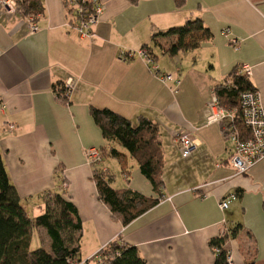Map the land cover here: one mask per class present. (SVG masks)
Returning a JSON list of instances; mask_svg holds the SVG:
<instances>
[{"label":"crops","instance_id":"obj_1","mask_svg":"<svg viewBox=\"0 0 264 264\" xmlns=\"http://www.w3.org/2000/svg\"><path fill=\"white\" fill-rule=\"evenodd\" d=\"M177 1L97 0L102 12L89 38L71 24L63 0H41L34 34L26 17L0 5L1 159L29 216L32 205L43 214L46 193H63L75 206L82 223L80 264L114 241L135 247L146 264H214L210 242L237 225L242 229L225 244L234 264H264V159L237 174L229 163L234 145L219 125L207 122L211 92L234 68H249L264 107V0H181V7ZM196 18L212 34L199 49L171 58L162 51L169 40L152 44L153 33ZM145 46L173 80L150 72L136 55ZM123 52L132 55L121 60ZM58 82L71 83L68 105L53 93ZM91 108L109 109L133 126L143 116L159 127L162 197L127 226L111 219L91 180L93 168L118 174L121 167L112 157L107 166L104 160L89 165V148L125 153L103 140ZM182 131L198 143L185 159L175 140ZM126 160L128 173L113 175L111 186L157 198L135 162ZM230 195L236 199L221 211L219 202Z\"/></svg>","mask_w":264,"mask_h":264},{"label":"trees","instance_id":"obj_2","mask_svg":"<svg viewBox=\"0 0 264 264\" xmlns=\"http://www.w3.org/2000/svg\"><path fill=\"white\" fill-rule=\"evenodd\" d=\"M136 5L138 0H127ZM16 13L24 17L37 18L43 14L41 0H15ZM181 7L182 1H177ZM63 5L71 24L77 23L79 17L94 13L93 0H76L75 4L63 0ZM77 9L84 10L77 14ZM212 38L211 32L204 26L201 19L188 20L184 24L171 27L166 31L155 32L151 36L154 46H160L161 40H169L167 48L162 51L168 57L179 53L193 51L202 47ZM152 57L150 49L145 46ZM153 58V57H152ZM154 60V59H153ZM58 101L69 104L70 90L65 83L58 82L52 86ZM219 104L232 112V120L225 123L237 134L241 142L250 139V130L245 126L240 108V96L243 93L256 91L247 75L239 73L234 68L225 80L213 89ZM91 118L99 128L106 143H115L125 153L110 148L106 153H100V162L108 155L119 162L122 174L128 173L127 157L138 167L141 175L150 183L157 198L146 197L130 189H114L111 186L113 175L107 170L93 168L91 180L97 191V198L110 212L113 221L127 226L133 220L154 207L161 199L164 186L162 173L164 168V153L160 139L159 127L151 120L139 116L137 124L106 108H91ZM101 151V150H100ZM99 162L92 163L96 166ZM44 213L31 217L24 210L21 199L10 183L0 155V264H80L79 251L82 223L75 206L64 198L60 192L46 193L43 196ZM42 229L48 238V245L31 250L32 231ZM242 229L237 225L210 242L215 253L214 264H228L229 252L225 244L230 238H235ZM96 264H146L135 247L111 242L94 258ZM252 264V263H248Z\"/></svg>","mask_w":264,"mask_h":264},{"label":"built area","instance_id":"obj_3","mask_svg":"<svg viewBox=\"0 0 264 264\" xmlns=\"http://www.w3.org/2000/svg\"><path fill=\"white\" fill-rule=\"evenodd\" d=\"M70 3L75 4L76 0H69ZM94 13L89 16H81L75 25V29L78 31L81 38H89L92 35V26L98 22V18L102 12L101 6L97 3V0H93ZM0 5L9 13L16 12L15 0H0ZM84 10L77 9V14H82ZM29 24V31L34 34L37 31V26L32 17H26ZM231 44H236V40L232 39ZM130 53H121L120 59L126 60ZM136 55L141 57L149 66L150 72L158 76L161 81H171L173 77L168 74H162L159 71L158 66L154 63L153 58L148 54L145 49L139 50ZM240 74L249 76V68H243L239 70ZM66 87L72 89L71 83L66 82ZM175 85H179V81H175ZM240 108L242 110V116L245 126L250 130L251 137L245 142H241L237 138V134L232 131L230 127H226L225 123L232 120V112L225 109L219 104V101L212 90L210 101L207 103L208 117L207 122L209 124H217L220 126L222 135L226 141L231 142L234 145V151L229 159L230 165L234 168L237 174H245L256 163L261 162L264 159V107L259 102L257 91L243 93L240 96ZM175 140L179 149L180 156L182 158H188L192 151L198 146L195 139L190 134L185 132H179L175 136ZM85 156L89 165L95 162H100V150L97 148H89ZM235 195H230L228 198L222 200L218 204V208L221 211H225L231 201L235 200ZM226 232H222L221 236ZM218 251L215 250V253ZM227 263L234 264L232 256H227Z\"/></svg>","mask_w":264,"mask_h":264},{"label":"rangeland","instance_id":"obj_4","mask_svg":"<svg viewBox=\"0 0 264 264\" xmlns=\"http://www.w3.org/2000/svg\"><path fill=\"white\" fill-rule=\"evenodd\" d=\"M15 14H18V13H16L15 12ZM20 15V14H19ZM21 16H23V15H21ZM154 61V60H153ZM166 82H169V81H166ZM210 101V100H209ZM162 132V137H163V139L166 141V138H167V133L166 132H163V131H161ZM183 132V131H182ZM175 136V135H174ZM227 142H229V141H227ZM231 143V142H230ZM100 153H101V151H100ZM111 157L110 156H108V155H106L105 157H104V162H105V164L104 165H106V162H108L109 161V159H110ZM135 165V164H134ZM107 166V165H106ZM136 166V165H135ZM109 171H110V174L111 175H114V176H120V174H122L121 173V171L119 170L118 171V174H117V172H114L111 168H109ZM32 208H34V210H35V212H30L31 214H30V216H32V217H34V216H38V215H40V213H42V212H37L38 210V208L37 207H34V205H32ZM44 213V212H43ZM46 233L42 230V231H38V230H33L32 231V235H31V237H32V241H31V250H34V249H36V248H38V247H40L41 246V244H43L44 246H47L48 245V238L46 237V235H45ZM40 240V241H39ZM96 257V256H95ZM79 260L81 261V263H84V261H85V259L84 258H82L81 259V257L79 256ZM96 263V261L95 260H90L89 261V264H95Z\"/></svg>","mask_w":264,"mask_h":264}]
</instances>
